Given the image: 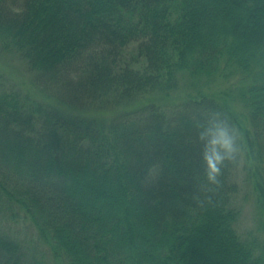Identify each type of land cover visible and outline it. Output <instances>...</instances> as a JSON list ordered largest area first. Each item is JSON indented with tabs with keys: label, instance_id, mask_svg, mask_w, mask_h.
I'll list each match as a JSON object with an SVG mask.
<instances>
[{
	"label": "trees",
	"instance_id": "1",
	"mask_svg": "<svg viewBox=\"0 0 264 264\" xmlns=\"http://www.w3.org/2000/svg\"><path fill=\"white\" fill-rule=\"evenodd\" d=\"M8 58L41 97L0 66V264H264L193 119L237 126L264 213V0H0Z\"/></svg>",
	"mask_w": 264,
	"mask_h": 264
},
{
	"label": "clouds",
	"instance_id": "2",
	"mask_svg": "<svg viewBox=\"0 0 264 264\" xmlns=\"http://www.w3.org/2000/svg\"><path fill=\"white\" fill-rule=\"evenodd\" d=\"M197 131L196 139L201 145V158L204 164L203 176L209 185H215V191L221 186L223 169L240 163L243 152L241 134L235 124L220 112L210 113L203 119L193 118ZM207 191H214L211 187ZM209 202L210 197L206 198ZM198 203H203L198 201Z\"/></svg>",
	"mask_w": 264,
	"mask_h": 264
},
{
	"label": "rangeland",
	"instance_id": "3",
	"mask_svg": "<svg viewBox=\"0 0 264 264\" xmlns=\"http://www.w3.org/2000/svg\"><path fill=\"white\" fill-rule=\"evenodd\" d=\"M0 61V66L7 63L8 66H16L17 68H20V70L11 72V77L23 92L34 91L36 96L41 97V94L38 91L39 88L33 83L31 76L25 72V69L20 66L21 63L17 59L8 58L5 61ZM182 91L185 92L186 88L182 87ZM245 161L246 159L242 157L234 176L235 181L238 183V192L235 196V203L240 209L237 230L243 236L259 234L264 238V213L262 212V206L256 198L255 190L253 189V177L251 174V171L255 169L250 168ZM33 233L32 229L28 232L18 231V227L15 224L12 235L15 236L16 239L25 241L27 245L31 246V234ZM41 249L45 250L44 255H42L45 259L43 264H51V261H49L51 257L49 249L45 245H42ZM32 253L33 252H31V254ZM41 257L38 255V258L41 259Z\"/></svg>",
	"mask_w": 264,
	"mask_h": 264
}]
</instances>
